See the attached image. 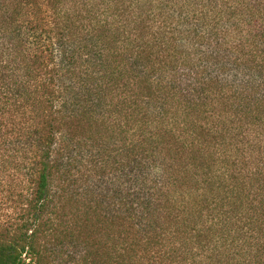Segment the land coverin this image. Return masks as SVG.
Returning <instances> with one entry per match:
<instances>
[{
    "label": "trees",
    "instance_id": "trees-1",
    "mask_svg": "<svg viewBox=\"0 0 264 264\" xmlns=\"http://www.w3.org/2000/svg\"><path fill=\"white\" fill-rule=\"evenodd\" d=\"M4 164L0 264H264V0H0Z\"/></svg>",
    "mask_w": 264,
    "mask_h": 264
},
{
    "label": "rangeland",
    "instance_id": "rangeland-1",
    "mask_svg": "<svg viewBox=\"0 0 264 264\" xmlns=\"http://www.w3.org/2000/svg\"><path fill=\"white\" fill-rule=\"evenodd\" d=\"M96 152L97 148L95 147L93 148V153L96 154ZM85 159L88 160V156ZM89 166L90 163L88 161L78 164V167L83 170L80 173L76 172V176L72 178L74 180L77 179L75 183L76 186L73 187L75 188L76 193L79 191L77 185L81 183L83 179L89 177L85 174L86 176L84 175L85 177L83 176L84 178L81 181H78L82 173H84L86 169H89ZM58 179L60 180V178ZM26 183V177L21 173L14 172L6 164L0 166V239L7 240L10 238V236H7V230H13L15 226L21 222V214L24 208V197L27 196ZM72 251L73 249H71V252ZM67 254L69 255L51 251L48 258L45 260V264H72V254L70 255L69 252Z\"/></svg>",
    "mask_w": 264,
    "mask_h": 264
}]
</instances>
